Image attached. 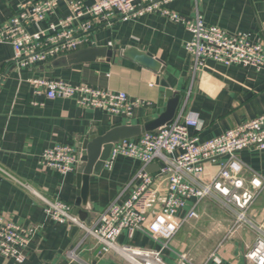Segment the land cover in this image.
I'll list each match as a JSON object with an SVG mask.
<instances>
[{"label": "crops", "instance_id": "obj_1", "mask_svg": "<svg viewBox=\"0 0 264 264\" xmlns=\"http://www.w3.org/2000/svg\"><path fill=\"white\" fill-rule=\"evenodd\" d=\"M25 0H0V24L9 18ZM188 16L198 12L206 24H214L231 34L247 32L253 41L264 44V0H173L169 3ZM68 14L64 2L44 21L32 26L46 28L50 23ZM90 46L109 47L115 52L120 46L131 45L151 53L161 61L163 70L155 72L140 67L119 55L112 61L97 59L90 63L52 67V62L20 66L14 61L12 46L0 43V214L22 226H37L27 247L22 264H68L65 250L76 238L77 230L68 224L49 219L42 201L34 194L49 199L61 198L72 210L77 199V172L66 175L40 166L42 150L58 142L80 148L79 138L102 135L110 128L131 122L143 125L158 117L167 107L165 87L158 84L162 78L179 103L186 102L185 113L199 121V128H189L191 135L201 141L211 139L228 128L253 118L264 111V68L231 64L224 66L212 59L195 69L192 58L183 48L191 38L185 28L158 14L144 13L128 20H115L107 27L91 33ZM108 41L112 46H108ZM62 79L69 84L85 83L113 91L126 92L129 99H140L143 104L133 108L129 119L112 116L101 109L81 107L73 99H47L35 95L30 78ZM177 112V110H176ZM175 112V114H176ZM238 156L247 170V178L254 170L264 178V148H246ZM141 166L140 161L117 157L110 170L104 167L89 179L92 210L86 219L102 211L128 184ZM214 173L217 165L207 167ZM156 171V169L152 170ZM129 189L124 192V197ZM180 211L184 214L193 199ZM198 216L190 219L164 249L166 260L176 263L178 254L188 255L196 264H215L211 255H217L221 264H247L245 252L255 239L251 224L231 229L236 208L222 202L219 195L198 202ZM247 218L259 224L264 218V189L249 207ZM128 243L126 233L118 238ZM133 244L154 246L149 239L136 233ZM88 253L92 259L93 251ZM85 262L89 264L86 260ZM0 264H19L0 256ZM96 264H127L113 251L102 253Z\"/></svg>", "mask_w": 264, "mask_h": 264}, {"label": "built area", "instance_id": "obj_2", "mask_svg": "<svg viewBox=\"0 0 264 264\" xmlns=\"http://www.w3.org/2000/svg\"><path fill=\"white\" fill-rule=\"evenodd\" d=\"M173 0H25L13 14L0 24V43L12 46L14 61L21 67L48 62L81 48L88 47L91 33L111 25L115 20H128L144 13L158 14L172 23L182 25L191 38L183 48L193 60L195 69L212 59L224 66L236 64L256 70L264 68V44L251 40L247 32L231 34L214 24H206L195 12L188 16L169 7ZM64 2L68 14L50 23L46 28L31 31L32 26L44 21ZM108 46L112 42L108 41ZM35 95L47 99L57 97L73 99L85 108H96L106 113L129 119L133 108L142 103L129 99L126 92L113 91L85 83L69 84L62 79L44 76L30 78ZM186 102L177 109L172 121L155 131L145 132L137 138L112 144L103 167L110 170L119 156L140 161L141 166L121 191L102 211L91 219L82 220L72 213V207L61 198L49 199L34 194L42 201L45 215L77 230L76 238L65 250L68 264H87L84 252L94 251L101 245L102 253L114 252L127 264H174L166 260L163 251L190 219L198 216V202L219 195L222 202L236 208L231 229L251 224L255 239L245 252L247 264H264V218L253 224L247 211L264 189V178L254 170H247L238 153L246 148H264V111L223 131L211 139L201 141L189 133L190 127L199 128V121L185 113ZM79 149L58 142L42 150L40 166L63 175L74 171L79 160ZM156 164V171L146 167ZM217 165L208 173L207 167ZM129 194L124 197V192ZM193 199L184 214L180 211ZM37 226H22L6 220L0 214V256L25 262L26 250ZM126 233L128 243L117 238ZM138 233L154 246L133 244ZM215 264H221L212 254ZM175 264H196L188 255L178 254ZM198 264H206L201 262Z\"/></svg>", "mask_w": 264, "mask_h": 264}, {"label": "water", "instance_id": "obj_3", "mask_svg": "<svg viewBox=\"0 0 264 264\" xmlns=\"http://www.w3.org/2000/svg\"><path fill=\"white\" fill-rule=\"evenodd\" d=\"M119 55L126 58L140 67H145L156 74L163 70L161 61L155 58L151 53L139 50L131 45L120 46L117 52L109 47L90 46L81 48L73 53L56 57L53 60L52 67L70 66L78 63H90L97 59H105L106 61L114 60ZM158 84L164 86L165 96L167 97V107L165 111L151 121L140 124L126 122L110 128L102 135H92L79 138V160L76 164L77 172V199L72 213L78 215L82 220H86L88 213L92 210L90 205V189L89 179L93 173H100L105 160L108 158L110 148L113 143L121 140L137 138L145 132L155 131L163 124L170 123L177 110L179 96L171 91L169 85L160 77L157 78ZM157 169L156 164H150L146 167L147 171ZM102 255L101 245H98L92 253L95 259H92L88 253L82 255V258L89 264H96L99 256Z\"/></svg>", "mask_w": 264, "mask_h": 264}]
</instances>
